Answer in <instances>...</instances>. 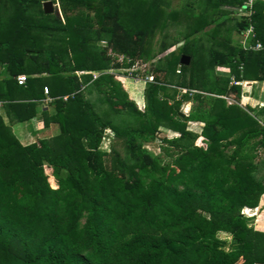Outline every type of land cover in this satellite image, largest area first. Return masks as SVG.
<instances>
[{
	"label": "trees",
	"instance_id": "trees-1",
	"mask_svg": "<svg viewBox=\"0 0 264 264\" xmlns=\"http://www.w3.org/2000/svg\"><path fill=\"white\" fill-rule=\"evenodd\" d=\"M45 1L0 0V101L11 121L38 116L44 82L33 75L51 74L54 112L44 108L40 117L59 127L54 137L23 144L0 114V264H264V174L255 163L264 151V105L253 114L237 84L264 81V0L226 28L233 20L226 7L248 0H191L173 11L171 0H51L59 2L55 14L44 12ZM80 8L97 13L99 27L80 29L91 27L88 16H71ZM171 22L184 24L187 41L149 70L139 109L109 71L154 57L158 31L161 53L174 46ZM250 26L255 36L234 44L233 29L240 35ZM202 34L211 35L208 48ZM196 35L200 45L190 43ZM183 54L190 65L181 64ZM84 92L97 93L96 101ZM188 122L203 127L194 133ZM161 127L179 136L163 138L170 145L157 156L144 143ZM108 128L109 152L101 149ZM245 207H260L259 226ZM219 233L231 235L233 247Z\"/></svg>",
	"mask_w": 264,
	"mask_h": 264
},
{
	"label": "rangeland",
	"instance_id": "rangeland-1",
	"mask_svg": "<svg viewBox=\"0 0 264 264\" xmlns=\"http://www.w3.org/2000/svg\"><path fill=\"white\" fill-rule=\"evenodd\" d=\"M188 1H191V0H171V6L168 8L169 11H173V10H180L182 9V7L184 6V4H186ZM195 1V0H193ZM192 2V1H191ZM245 5V4H244ZM243 5V6H244ZM56 6H59V2H56L54 4V8H56ZM228 9H231L233 10L232 12V15H231V18L233 20H230V19H227L226 20V23L223 25L224 28L226 27H231V25H233V23L235 22V19L239 20L242 18V16L245 14V10L246 8L242 7V8H231V7H226ZM195 10H198L196 8H194V11ZM214 10H212L213 12ZM248 12L251 13L252 12V7H249L248 8ZM55 14V13H54ZM88 16L86 17L87 21L89 22L88 24L91 26V27H87V25L84 26H80L79 28L82 29V30H93V28H96V27H99L98 26V14L95 13L94 11H87L86 8H80V9H76V10H73L71 11V16H74V17H78V16ZM224 14L223 12L217 10L215 12V14L213 15V18H216V19H219L220 22H222L224 20ZM59 17L61 18L62 20V24H67L68 25V22L64 19V17L62 16V13L59 12ZM74 22H77V19L75 18L74 19ZM217 24H212V26H216ZM76 26H79V25H76ZM186 26V25H185ZM212 26H208L205 30H209V32H211L212 30ZM218 26V25H217ZM223 27H221V31L217 34V38L222 40L224 39V32L223 30L226 31V29H223ZM90 28V29H89ZM185 29L184 28V24L183 23H179V22H174V23H169V26L166 30V34L169 35V38L167 39L169 42H172V43H176L174 46L170 47L167 51H165L164 53H161L160 52V45L162 42H164L163 40L165 39V32L164 34L162 32H157L154 39H153V47L151 49V53H155L154 57H152L151 59H148L146 62L145 61H138L132 68L130 69H119V70H110L109 72H112L113 74H115V77L117 80H119L120 82H122L123 84V87L125 90H127V92L129 93V97L132 98L138 105V108L139 109H144V105H145V99H144V89L146 88V79L148 78V74H149V70L150 69H153L155 64L158 63L159 60H161L165 55L173 52L174 50H177L179 47L183 46L185 44V42L187 41V39L185 38L184 34L181 32V30ZM80 32V31H79ZM200 34V33H199ZM201 35V34H200ZM199 36L196 35V36H193L192 39L190 41V43H194V45H200L202 43V41L204 42V44H206V47L208 48V46L212 43V39H211V35H203L202 34V41L201 39L200 40H194L195 38H198ZM246 35L244 32H242V34H236L235 30L233 29V32H232V38H233V43L234 44H239V43H242V41H244ZM60 38H58L59 40ZM209 39V40H208ZM47 45H50V43L48 44L46 42ZM61 43L59 42H55V45H60ZM62 45V44H61ZM59 46L60 48L63 47L62 46ZM101 46L104 47V49H106L107 47V44L103 41L100 43ZM205 50V49H204ZM206 52V51H205ZM107 53L108 54H113V52L111 51V49L107 48ZM42 60L41 62L44 63L43 65H46L48 67L47 64H45L46 60H45V57L44 55L42 56ZM119 60L121 61L122 60V57H119ZM62 62V61H61ZM61 64V63H60ZM6 66V65H5ZM216 74L217 73H220L221 75H228V71L226 70H216ZM128 72V74H127ZM63 73H66L64 72L63 70L61 71V74ZM78 74H82V72H78ZM94 76H98L100 75L99 72H93ZM41 75H47L46 77H42L43 79V82H47L49 83V85H51L53 88H55L56 86V81L53 79L52 75L51 74H48V73H44V74H36V75H33L35 76V78H39L41 77ZM27 76V75H26ZM32 76V75H30ZM150 77L152 76H149V80H150ZM40 80V79H39ZM151 81V80H150ZM41 83H43L42 81H40ZM237 84L241 85L242 87V94H241V99H240V103L245 106V107H251L253 108V114L256 113L260 107H262L264 105V91L262 90V86L260 85L261 83L259 82H256V81H242V82H237ZM43 85V84H42ZM173 88H176V87H171L169 88V91L170 93H172L174 90ZM96 95L97 93H94V94H88L86 92H84V97L86 100H92V101H96ZM67 96V95H66ZM236 95L235 94H230L229 97H227V100H228V103H234L236 102ZM170 102H172L170 100ZM192 103L191 101L190 102H186L182 105L181 107V110L183 113L185 114H188L191 110V107H192ZM107 106V105H106ZM264 121V120H263ZM53 128L50 129V134L47 133V131L45 130L43 132V134L49 138L51 137H54L52 136L53 132L54 134H57V132L59 131L58 130V125L55 124L52 125ZM203 127V124L200 123V122H188V128L194 132V133H198L200 132L201 128ZM104 139H103V142L101 144V149L104 150V151H107L109 152L111 149V141H113V131L108 128L105 130L104 132ZM176 136H179V133H177L176 131H173L172 129H168V128H165V127H161L159 130H158V139L153 141V142H145L144 143V147L147 148L149 151H151L153 154L157 155V156H163V151L162 149L160 148L162 145L164 146H169L170 144L168 142H164L162 139L165 138V137H168V138H172V137H176ZM202 137H200L197 141V143H200ZM173 150V147H171ZM119 149L121 150L122 153H124V151L122 150L121 148V145H119ZM261 156L255 160V163L258 164V169H259V172L263 173L264 174V151L263 152H258ZM264 205V197L262 198V202H261V206L262 207ZM260 207H257V208H253V209H250V208H245L242 213L243 214H246V216H249L251 217L250 218V223L251 225L253 226H259L260 224V221H259V218H260V214L256 217L258 218H253L257 213H258V210ZM262 219V218H261ZM219 237L222 239V240H227L228 241V245L227 247L228 248H231L233 247V241H232V237L231 235L229 234H224V233H219Z\"/></svg>",
	"mask_w": 264,
	"mask_h": 264
},
{
	"label": "crops",
	"instance_id": "crops-1",
	"mask_svg": "<svg viewBox=\"0 0 264 264\" xmlns=\"http://www.w3.org/2000/svg\"><path fill=\"white\" fill-rule=\"evenodd\" d=\"M1 74L3 73V69L0 72ZM26 75V74H25ZM47 75H41V77H46ZM261 83L260 85L262 86V90L264 91V81H256ZM44 87H48L49 88V95H51L52 92V86L49 85V83L45 82L44 83ZM21 95V94H20ZM18 95V99H22V97ZM264 95V93H263ZM66 96V95H65ZM47 97V94L44 93V96L42 95L40 97V104L38 105L37 109H36V114L38 116H33L31 119L26 120V121H22V122H16V121H11V116L13 114V112L11 110H9V108H5L4 107V102L0 101V114L4 117V120L6 122V124H10L13 133L15 134V136L23 143V144H28V143H32L35 140H37L38 138H49L47 136H45L43 134V132L46 130L47 133L50 134V129L53 128L52 125L55 126L54 123H51L49 125H45L43 119L40 117L43 110L47 109L49 113L54 112V110L52 108H50V104L44 102L43 100ZM64 99V98H63ZM45 108V109H44ZM46 115V113H45ZM58 133V132H57ZM56 134H52V136H54ZM248 208V207H247ZM257 208V207H255ZM253 209V208H250ZM258 214H259V210H258Z\"/></svg>",
	"mask_w": 264,
	"mask_h": 264
},
{
	"label": "built area",
	"instance_id": "built-area-1",
	"mask_svg": "<svg viewBox=\"0 0 264 264\" xmlns=\"http://www.w3.org/2000/svg\"><path fill=\"white\" fill-rule=\"evenodd\" d=\"M253 3H254V0H248L243 7L244 8L252 7ZM244 33H245L246 37H245V39L243 41V44L245 45L246 39L249 36H252V37L255 36L254 27L250 26L249 28H247L244 31ZM261 47H262V44L260 42H257L254 46H252V48L254 50L260 49ZM26 80H27V76L25 74H21V75H19L17 77L18 84H20V85H24L26 83ZM150 80L152 81L153 77H150ZM44 92H45V94H47V97L43 101L46 102V103H50L53 98L50 97V95H49V88L48 87H44ZM68 97L69 96L67 95V96H64L63 98H64V100H67Z\"/></svg>",
	"mask_w": 264,
	"mask_h": 264
},
{
	"label": "water",
	"instance_id": "water-1",
	"mask_svg": "<svg viewBox=\"0 0 264 264\" xmlns=\"http://www.w3.org/2000/svg\"><path fill=\"white\" fill-rule=\"evenodd\" d=\"M43 9H44V12L47 14L56 13L58 11L54 8L53 1L51 0L45 1L43 3ZM180 62L182 65H190L191 57L189 55L183 54L181 56Z\"/></svg>",
	"mask_w": 264,
	"mask_h": 264
},
{
	"label": "clouds",
	"instance_id": "clouds-1",
	"mask_svg": "<svg viewBox=\"0 0 264 264\" xmlns=\"http://www.w3.org/2000/svg\"><path fill=\"white\" fill-rule=\"evenodd\" d=\"M104 137H105V136H104ZM103 139H104V138H103ZM245 208H247V207H245ZM245 208H244V209H245ZM248 208H249V207H248ZM244 209H243V210H244ZM258 215H259V214L257 213L254 217H256V216H258ZM245 216H246V214H245ZM247 217H249V216H247Z\"/></svg>",
	"mask_w": 264,
	"mask_h": 264
}]
</instances>
